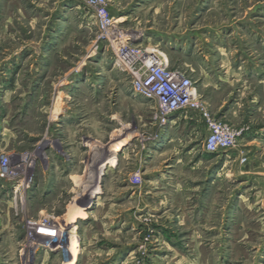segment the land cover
Instances as JSON below:
<instances>
[{"label": "rangeland", "instance_id": "374dc122", "mask_svg": "<svg viewBox=\"0 0 264 264\" xmlns=\"http://www.w3.org/2000/svg\"><path fill=\"white\" fill-rule=\"evenodd\" d=\"M107 4L119 30L115 43L100 37L75 0H0V119L7 129L0 153L18 172L13 187L0 179L8 188L6 241L18 242L0 247V264H264V134L245 140L264 125V0H145L121 22L119 3ZM150 21L162 31L195 24L196 47L232 51L233 65L242 66L237 78L246 88H234L246 112L257 97L258 109L243 122L220 118L249 130L233 147L238 158L226 156L214 208L205 221L192 219L202 223L194 229L183 224L190 219L177 223L175 208L163 217L133 211L128 217L126 203L117 210L113 204L121 190L111 178L126 170L112 172L114 154L127 144L136 152L155 143L163 129L152 138V103L131 93L130 75L115 62L117 41L131 39L168 63L162 44L131 38L135 30L146 33ZM210 53L218 67L217 52ZM176 55L172 69L196 82L217 117L209 100L216 103L224 92L207 98L199 70H191L202 59ZM203 139L199 133L196 143ZM42 218L66 229L48 246L30 232Z\"/></svg>", "mask_w": 264, "mask_h": 264}, {"label": "crops", "instance_id": "0c3cea01", "mask_svg": "<svg viewBox=\"0 0 264 264\" xmlns=\"http://www.w3.org/2000/svg\"><path fill=\"white\" fill-rule=\"evenodd\" d=\"M115 1L120 5L117 21L128 18L131 11L133 12L145 2V0ZM155 24V21H150L146 33L135 30L133 31L135 37L131 38L133 40L141 38L147 42L152 40L154 43L162 44L171 68L176 67L175 61H173L174 55L178 58L176 52L185 53L191 59H202L201 63L197 61L195 66L192 65L191 70L194 71V68L199 70L201 89L205 88L208 91L206 94L208 96H205L210 98L211 93L224 92L216 103L206 98L209 100L212 113L219 118L241 123L246 119L248 113L258 109L257 97L254 95L250 99L249 111L246 112L244 103L241 101L243 93L237 92L238 90L236 91L234 88V85L239 82L238 74L243 71L241 65H233L232 51H219L218 49L212 51L196 47L199 38L193 33L195 24L189 25V28L180 29L179 32H177L176 25L172 29L166 28L165 31H162L153 28ZM167 25L168 23L165 26ZM133 34L131 36H134ZM213 47L217 48L218 46L214 44ZM210 52H217L218 67H213L209 63V58L212 55ZM236 57H240V55H235ZM238 84L240 88H246L241 83ZM3 123L5 120L0 119V140H3L2 136L7 130L3 127ZM199 133L205 138L206 130L203 121L194 112L181 111L174 113L171 116V121L163 127L160 140L151 145L148 144L147 147H142L136 152L129 144L117 150V153L112 157L110 168L112 172H119L123 168L126 170H123L124 177L111 178L115 180L114 185L121 190H118L116 200L114 199L113 204L117 206L116 210L121 203H126V210H123L128 217L132 211L147 212L156 217H163L168 211L175 208V219L178 224H182L184 219H190L189 224L186 221L183 223L184 226L190 229L202 226L200 221H205L209 217V211L214 208L215 194L218 193L221 186L220 180L223 179L221 174L226 165V156H233L236 160L238 149L232 148L221 153H207L203 149L204 139L201 146L196 143ZM263 134L264 125L253 128L252 134L245 139L246 144L262 137ZM135 169H140L142 175V183L139 186H133L128 181L131 171ZM7 197V184L0 181V215L2 216L0 247L15 248L18 246V242H7L4 233V227L7 226ZM221 208L224 210V206ZM224 217L225 212L222 214L223 226L225 224ZM192 219L201 220L194 223Z\"/></svg>", "mask_w": 264, "mask_h": 264}, {"label": "built area", "instance_id": "2783aa9c", "mask_svg": "<svg viewBox=\"0 0 264 264\" xmlns=\"http://www.w3.org/2000/svg\"><path fill=\"white\" fill-rule=\"evenodd\" d=\"M75 1L87 10L93 23L103 33L100 37H108L111 41L118 39L116 35L119 30L109 13L107 0ZM115 57V62L125 68L131 77V93L152 103L151 117L155 127L152 138H158L161 129L171 121V116L181 111L194 112L203 121L206 130L203 149L207 153H221L232 149L249 130L246 125L236 126L213 116L208 104L198 93L196 82L181 70L169 68L165 55L157 49H143L132 44L131 39H125L117 41ZM244 160L243 156L240 157L241 162ZM17 177L18 172L10 164L8 156L0 153V179L10 181L13 187ZM141 180L138 171L130 175L133 184H139ZM62 230H66L65 226L50 224L45 218L34 222L30 227L31 234L48 239L46 246L50 245ZM56 233L58 235H54ZM38 246L43 245L39 244L36 248ZM54 246L60 245L56 243Z\"/></svg>", "mask_w": 264, "mask_h": 264}, {"label": "bare ground", "instance_id": "6f19581e", "mask_svg": "<svg viewBox=\"0 0 264 264\" xmlns=\"http://www.w3.org/2000/svg\"><path fill=\"white\" fill-rule=\"evenodd\" d=\"M75 244H76V242L73 241V245H72L73 253L75 252ZM40 245H41V244H40Z\"/></svg>", "mask_w": 264, "mask_h": 264}]
</instances>
